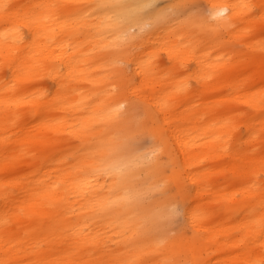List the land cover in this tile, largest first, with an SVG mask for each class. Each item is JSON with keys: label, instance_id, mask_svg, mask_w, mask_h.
<instances>
[{"label": "bare ground", "instance_id": "1", "mask_svg": "<svg viewBox=\"0 0 264 264\" xmlns=\"http://www.w3.org/2000/svg\"><path fill=\"white\" fill-rule=\"evenodd\" d=\"M159 1L0 0V264H264V0Z\"/></svg>", "mask_w": 264, "mask_h": 264}, {"label": "rangeland", "instance_id": "2", "mask_svg": "<svg viewBox=\"0 0 264 264\" xmlns=\"http://www.w3.org/2000/svg\"><path fill=\"white\" fill-rule=\"evenodd\" d=\"M191 1H192V3H191ZM198 1L199 0H186L185 4L182 5L184 8H181V10H180V13L182 14V16H189L188 14H191L190 16H195V15L198 16V15L201 14V10H202V12L207 10V7H208L207 3H206L207 1L206 0H201L200 3ZM169 2H170L169 0H160L158 5L162 6V7L163 6H167L169 4ZM193 2H196V4L193 3ZM187 3H189V4H187ZM198 5H199V7H198ZM186 6H189V7L186 8ZM190 7H191L192 11H190ZM184 9H185V11H184ZM195 10L199 14L198 13H194V12H196ZM188 11H190V12H188ZM162 58L164 59V57H162ZM153 139L154 138L150 134H145L144 136L138 137L135 140H138L141 143V145H143V146L150 147L152 145ZM162 160L165 161L166 158L162 157ZM155 195H156L155 197H161L162 190H157L155 192ZM170 229H171L172 235H175L178 232H182V231H186V234L188 236L192 235V232H191L190 228L185 223V221H184V219L182 217V209L179 206V202L176 205L175 212L170 217Z\"/></svg>", "mask_w": 264, "mask_h": 264}, {"label": "snow or ice", "instance_id": "3", "mask_svg": "<svg viewBox=\"0 0 264 264\" xmlns=\"http://www.w3.org/2000/svg\"><path fill=\"white\" fill-rule=\"evenodd\" d=\"M221 15L223 14V13H220Z\"/></svg>", "mask_w": 264, "mask_h": 264}]
</instances>
